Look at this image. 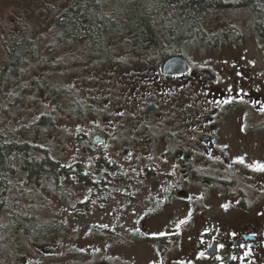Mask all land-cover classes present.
<instances>
[{"label": "flooded vegetation", "instance_id": "obj_1", "mask_svg": "<svg viewBox=\"0 0 264 264\" xmlns=\"http://www.w3.org/2000/svg\"><path fill=\"white\" fill-rule=\"evenodd\" d=\"M238 1L221 0L219 14L231 7L249 11ZM255 5L264 13V0ZM259 21L256 16V33ZM168 45L162 42L158 52L152 43L134 44L148 56L119 75L130 95L116 103L113 114L105 103L101 117L90 120L91 140L105 149L96 162L110 170L82 174L92 190L88 203L98 200L97 209L106 215L112 197L129 201L112 209L134 225L124 233L103 227L99 236L144 242L154 249L152 264H264V77H253L234 61L232 67L218 64L213 73L191 67L186 75L168 76L163 62L183 57V45L178 51ZM138 108L158 111L162 121L121 127L127 123L117 121L115 112ZM122 129L130 142H122ZM117 161L133 165L114 170L106 164ZM62 178L67 182V175Z\"/></svg>", "mask_w": 264, "mask_h": 264}, {"label": "rangeland", "instance_id": "obj_2", "mask_svg": "<svg viewBox=\"0 0 264 264\" xmlns=\"http://www.w3.org/2000/svg\"><path fill=\"white\" fill-rule=\"evenodd\" d=\"M101 1L108 13L119 12L123 27L135 30L143 27L144 13L153 3V0ZM45 3H53V9L42 5L41 0H0V28L4 29L7 20L15 15L24 29L27 23L30 34L42 41L34 60L20 65L15 75L0 78V139L27 142L48 151L59 163L60 181L54 182V175L49 173L28 179L19 171L6 178L7 191L0 201L3 209L0 211V264H92L100 260L110 264H152L154 249L144 242L109 236L100 238L103 227L119 233L134 229L133 224L118 218L112 209L129 201L112 197V208L105 215L97 209L101 204L98 200L89 205L87 199L92 190L82 176L87 171L99 170V167L110 170L105 169L104 163H96L95 155L105 149L104 144L91 140L90 120L98 115L101 117L105 103L113 114L116 103L130 95L129 83L118 80L125 75L124 69L135 64L134 57L142 59L146 56L142 52L145 49H136L133 42L137 43L138 39L133 41L132 30L118 34L107 43L112 61L107 66L99 65L97 57H92L83 43L53 46L56 38L52 17L58 15L67 2L45 0ZM253 12L231 7L220 14L219 10L214 11L209 19L202 21L207 31L206 39L199 44L184 45L180 50L192 69L203 75L205 70L215 72L218 64L224 68L232 67L234 61L241 70L250 72L255 78H263L264 38L254 30L256 15ZM4 52L0 45V65ZM116 63H122L124 69L116 72L112 69ZM157 112L144 114L138 108L125 113L115 112V116L117 121L127 123L121 127L129 129L132 126L129 124L135 122L162 121L156 119ZM41 117L49 118L52 124L37 126ZM121 134L122 142H130L131 135L128 132L125 135L126 129H122ZM112 142L113 139L105 142L107 150ZM32 146L28 148L34 150ZM37 152H33V157L40 159L42 152ZM77 164L83 167L80 173ZM106 164L113 165L114 170L131 169L133 165L124 161ZM62 165L69 169L64 170ZM64 174L69 182L61 180ZM55 190L57 194H54ZM28 214L34 215L39 225H56L41 243L36 242L40 253L18 227L24 222L21 215Z\"/></svg>", "mask_w": 264, "mask_h": 264}, {"label": "trees", "instance_id": "obj_3", "mask_svg": "<svg viewBox=\"0 0 264 264\" xmlns=\"http://www.w3.org/2000/svg\"><path fill=\"white\" fill-rule=\"evenodd\" d=\"M50 1L53 2V0ZM66 1L67 6H64L58 15L52 17V27L55 30L56 38V43L53 46H70L83 43L86 51L92 57L96 56L101 66H107L112 62L111 54L107 53V43L118 34H125L127 30L133 31L134 39H138L137 43L151 42L158 52L161 51L162 42L169 43L167 47L172 48L173 51H178V47L187 42L204 39L207 34L202 21L209 19L213 10H220L222 5L221 0H153L152 6L144 13L145 22L147 23L144 22L141 29L136 28L135 30L123 27L119 19V12L108 13L106 9L104 10V2L101 0ZM41 4L49 10H52L54 6L53 3H45V0H41ZM238 4L245 6L252 12L254 11L253 13L260 19L256 23L257 34L259 36L264 35V13L255 5L256 0H239ZM121 21L123 22V20ZM3 27L4 29L2 26L0 28V45L5 52L0 65V78L7 79L8 75L17 73L20 65L36 58L37 47L42 44V41L39 37L30 34L27 23L24 29L23 25L16 21L15 15L11 16ZM133 44L136 43L133 42ZM116 64L114 68L112 67L116 72L125 67L122 63ZM49 120L47 117H41L37 121V126L44 123L50 124L52 121ZM31 146L27 142L0 139V201L7 191L6 178L14 175L12 173L14 171L25 173L28 179L36 175L49 173L54 175L56 180H59L61 170L57 168L58 162L50 157L48 151L40 149L36 145L32 146L35 148L34 150L28 148ZM35 150L43 153L40 157L41 160L33 157L35 155L32 154ZM44 157L45 159H43ZM96 163L98 165L99 161ZM77 165V171L82 172V165ZM63 168L64 170L69 169V167L64 166ZM43 171L45 172L43 173ZM55 173L57 174L55 175ZM63 177H66V175ZM53 192L57 194L56 190ZM1 210L3 209L0 207ZM21 219L24 222H20L18 227L33 246L44 240L49 231L56 227L53 223L49 226L47 224L39 225L35 221L34 215H21ZM36 249V252L40 253V249L37 247Z\"/></svg>", "mask_w": 264, "mask_h": 264}, {"label": "water", "instance_id": "obj_4", "mask_svg": "<svg viewBox=\"0 0 264 264\" xmlns=\"http://www.w3.org/2000/svg\"><path fill=\"white\" fill-rule=\"evenodd\" d=\"M190 67L188 63L180 58V57H172L167 59L163 64H162V72L165 75H176V74H186L189 71ZM208 78H210L208 76ZM99 137L95 136L94 141H98ZM97 264H106V263H97Z\"/></svg>", "mask_w": 264, "mask_h": 264}, {"label": "bare ground", "instance_id": "obj_5", "mask_svg": "<svg viewBox=\"0 0 264 264\" xmlns=\"http://www.w3.org/2000/svg\"><path fill=\"white\" fill-rule=\"evenodd\" d=\"M64 1V0H63ZM67 2V1H66ZM65 6H66V4H65ZM62 11V10H61ZM259 11V10H258ZM143 20V19H142ZM145 22V21H144ZM145 23H147V22H145ZM143 24V23H142ZM26 27V26H25ZM259 29V28H258ZM263 29V28H262ZM200 31V30H199ZM144 34V33H143ZM152 38V37H151ZM6 39V38H5ZM148 40V39H147ZM152 40V39H151ZM124 41V40H123ZM159 42V41H158ZM98 44V43H97ZM182 45V44H181ZM184 46V45H183ZM90 48V47H89ZM163 51V50H162ZM108 53V52H107ZM146 56H148V55H146ZM133 57V56H132ZM117 64H115V66H116ZM113 69V68H112ZM119 77V76H118ZM51 112V111H50ZM50 121V120H49ZM36 125V124H35ZM44 125V124H43ZM50 126V125H49ZM46 128V127H45ZM39 131V130H38ZM43 131V130H42ZM42 133V132H41ZM33 134V133H32ZM8 135V134H7ZM32 136V135H31ZM24 143V142H23ZM5 144V143H4ZM17 150V149H16ZM38 150H40V149H38ZM37 152V151H36ZM38 153V152H37ZM43 154V153H42ZM25 155V154H24ZM34 155V154H33ZM43 159H45V157L43 158ZM41 160V159H40ZM16 163V162H15ZM20 164V163H19ZM59 164V163H58ZM8 165V164H7ZM10 166V165H9ZM45 166H46V164H45ZM41 168V167H40ZM4 169V168H3ZM12 169V168H11ZM54 169V168H53ZM63 169V168H62ZM55 170V169H54ZM20 172V171H19ZM41 172V171H40ZM45 171H43V173H44ZM58 173V172H57ZM57 173H55V175L57 174ZM20 174V173H19ZM31 174V173H30ZM3 175V174H2ZM87 176V175H86ZM27 178V177H26ZM83 178V177H82ZM78 181V180H77ZM43 188V187H42ZM2 198V197H1ZM12 200V199H11ZM3 201V200H2ZM1 206V205H0ZM15 218V217H14ZM17 218V217H16ZM18 219V218H17ZM17 222V221H16ZM19 226H20V224H19ZM20 228V227H19ZM38 232V231H37ZM47 237V236H46ZM27 238V237H26ZM31 247V246H30Z\"/></svg>", "mask_w": 264, "mask_h": 264}, {"label": "snow or ice", "instance_id": "obj_6", "mask_svg": "<svg viewBox=\"0 0 264 264\" xmlns=\"http://www.w3.org/2000/svg\"><path fill=\"white\" fill-rule=\"evenodd\" d=\"M262 170H264V169H262Z\"/></svg>", "mask_w": 264, "mask_h": 264}]
</instances>
